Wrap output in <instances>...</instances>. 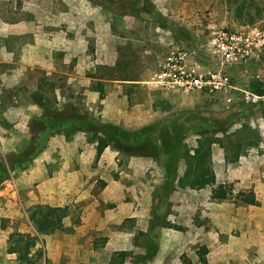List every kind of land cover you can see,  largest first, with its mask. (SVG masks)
Listing matches in <instances>:
<instances>
[{
	"label": "rangeland",
	"instance_id": "374dc122",
	"mask_svg": "<svg viewBox=\"0 0 264 264\" xmlns=\"http://www.w3.org/2000/svg\"><path fill=\"white\" fill-rule=\"evenodd\" d=\"M240 1L0 0V161L31 140L40 149L0 184V264H20L10 251L17 233L36 236L35 264H264V96L243 98L264 85V0H246L250 16ZM176 51L187 53L184 74L163 81ZM200 75L228 84L174 82ZM43 79L53 108L74 103L156 142L159 156L98 154L93 132L68 124L36 130L43 109L31 94ZM170 135L171 149L162 145ZM200 135L213 141L215 181L192 189L174 178L166 188L168 162L180 174ZM38 205L65 208L60 228L37 233Z\"/></svg>",
	"mask_w": 264,
	"mask_h": 264
},
{
	"label": "trees",
	"instance_id": "16d2710c",
	"mask_svg": "<svg viewBox=\"0 0 264 264\" xmlns=\"http://www.w3.org/2000/svg\"><path fill=\"white\" fill-rule=\"evenodd\" d=\"M230 2H238L240 0H229ZM248 1L242 0L239 5L236 7L238 13H242L244 10L247 12V16H250ZM110 9V8H109ZM111 11V10H110ZM144 9H138L133 16L138 17ZM119 13V12H117ZM120 14V13H119ZM248 23H253L254 18L251 17L247 19ZM51 88L48 89L47 86ZM54 85L52 81L46 82V79H43L39 85V89L31 94V100L37 104L40 108L43 109L42 118L37 119L41 124L35 127L36 130L42 128V126H61L64 127L68 124L70 127V132L76 131H91L93 136L97 141V150L100 154L106 147L114 148L118 151L123 152L126 155L133 156H151L157 158L160 154V147L155 142H152L146 138H139L135 136H128L121 132L118 128H115L111 125L97 122L87 111L80 110L74 103H64L61 109L53 108L55 102L51 97H54ZM99 92L100 98L104 97L103 84L98 83V86L94 88ZM252 91L260 96H264V85L255 81L253 83ZM51 92V95H50ZM176 130V129H175ZM177 132L179 130H176ZM175 131V134H176ZM241 131H251L247 126H243ZM240 130L236 131V137L240 136ZM245 133H243V136ZM256 138L258 135L256 134ZM172 135L168 139L162 141V145L165 147L172 148L175 144L173 143ZM197 146L194 150V153L185 154V167L177 174L175 170L171 167V162H168V174L166 181V188L172 186V181L176 178V183L181 188H198L200 186L213 183L215 181V174L211 164V146L212 139L204 135H200L196 139ZM237 143V149L239 150L237 154L240 153L243 147V140ZM246 146H255L257 145V140H247L245 142ZM40 149L36 147V144L33 140L21 151L12 153L8 155L5 162L0 161V184L9 177L10 172L19 171L22 168L30 165L33 159L38 155ZM237 157V155H236ZM243 201L245 203L254 204L255 198L253 195H243ZM59 211V213H57ZM66 216L65 208L51 207L49 205H38L36 209L31 211L30 221L34 225L37 233L42 234L48 232L55 228H60L61 220ZM18 234V237L13 238L11 243V252L18 254V260L20 264H35L31 262L29 257V250L32 246H35L36 236L35 235H26ZM16 234H14L15 236ZM148 248L149 255L151 251L154 250V246L151 243ZM19 252V253H18ZM205 259L203 258V262Z\"/></svg>",
	"mask_w": 264,
	"mask_h": 264
},
{
	"label": "built area",
	"instance_id": "2783aa9c",
	"mask_svg": "<svg viewBox=\"0 0 264 264\" xmlns=\"http://www.w3.org/2000/svg\"><path fill=\"white\" fill-rule=\"evenodd\" d=\"M226 39V37H225ZM262 45H264V38L262 39ZM223 49V48H222ZM231 55H227V58H230ZM236 58V57H235ZM187 60V53L185 51H176V52H172L170 57L168 58V63L165 66V71L162 72L159 77L163 78V81L168 80V78H171L170 76H172L173 70H179L180 73L184 74L183 68H184V64ZM202 75H200V77L198 79L195 78H187V79H182L180 81H174V82H179V84H184L186 86H188L189 88L192 87V85L195 86H203V84L205 85H212L214 86V88H220L222 86H227L228 82L227 79H221L220 77H216V75H211V80L208 81H202ZM219 83L216 84V80L219 79ZM166 83V82H165ZM243 98H244V102L245 103H249V104H256L261 98L262 96L251 92V91H244L243 92ZM231 99L229 98L228 101H230Z\"/></svg>",
	"mask_w": 264,
	"mask_h": 264
},
{
	"label": "crops",
	"instance_id": "0c3cea01",
	"mask_svg": "<svg viewBox=\"0 0 264 264\" xmlns=\"http://www.w3.org/2000/svg\"><path fill=\"white\" fill-rule=\"evenodd\" d=\"M41 185V183L39 184V186Z\"/></svg>",
	"mask_w": 264,
	"mask_h": 264
}]
</instances>
